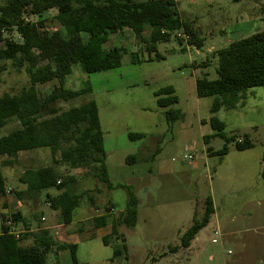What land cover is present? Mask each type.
<instances>
[{"label":"rangeland","instance_id":"374dc122","mask_svg":"<svg viewBox=\"0 0 264 264\" xmlns=\"http://www.w3.org/2000/svg\"><path fill=\"white\" fill-rule=\"evenodd\" d=\"M4 1L0 0V5ZM174 1L179 18L191 24L203 39L201 48H186L185 43L175 39V32L169 41L157 45L163 60L132 63V52L146 57L143 43L137 42L130 31L110 35L106 48L122 46L127 51L120 67L86 74L73 66L65 87L89 88L91 92L56 105L62 111L88 101L95 103L109 181L125 188L108 190L86 169L71 170L59 165V173L76 177L73 189L82 194L72 223L65 225L59 213L45 202L46 194L57 193L55 188L20 200L14 194L25 189L18 181L25 169L52 165L50 153H40L39 160L20 153L13 166H1L6 187H11V194L21 204L19 212L26 224L22 229L28 235L21 242L23 246L32 245L29 234L47 230L56 243L77 244L76 258L84 264H264V183L260 177L264 88L249 89L243 104L214 115L224 124L226 137L249 136L253 148L243 152L219 137L211 138L208 145L204 143L205 136L215 134L209 112L213 98H198L195 93L197 78H217L216 51L241 38L264 36V0ZM55 14L51 10L42 15L47 31L59 28L53 19ZM148 34L147 31L145 37ZM27 85L24 71L9 66L1 78L0 96L16 94ZM57 85L52 81L37 86V90L44 96ZM167 86L173 88L177 98L171 108L182 114L171 124L165 119V109L157 106L155 96ZM16 128L15 121L8 122L0 129V137ZM225 144L229 150L224 156L206 152L207 147L217 151ZM187 155L191 160L184 159ZM129 192L139 202L137 222L131 229L117 225V235L104 245L101 238L110 233L111 220L116 222L118 213L125 209ZM207 197L213 214L189 246L181 248L180 237L194 221H201ZM108 205L113 208L108 226L94 231L93 219L103 215ZM10 212L0 206V231L1 215ZM93 232L96 238L89 240ZM212 239L216 242L212 243ZM116 248H124L123 254L112 262ZM46 264H71L69 251L49 250Z\"/></svg>","mask_w":264,"mask_h":264},{"label":"trees","instance_id":"16d2710c","mask_svg":"<svg viewBox=\"0 0 264 264\" xmlns=\"http://www.w3.org/2000/svg\"><path fill=\"white\" fill-rule=\"evenodd\" d=\"M51 10L56 12L55 22L59 28L47 31L42 15ZM36 17L37 20L32 18ZM130 31L139 43H143L144 54H132L133 63L163 60L157 45L169 41L172 33L183 32L190 37L189 44L196 49L202 47L200 38L193 26L183 22L175 8L174 0H5L0 5V82L10 66L16 71H24L28 85L16 94L0 96V129L10 121L17 128L0 137V197L6 194L5 179L1 166H12L19 152H31L46 148L52 165L38 169H27L18 177L20 184L31 193H40L55 188L57 193L45 195V202L59 213L61 222H72L74 210L79 205L82 194H77L73 185L75 176L62 175L56 170L64 165L71 170L86 169L90 176L108 190L125 188L113 186L108 177L106 156L103 147V134L100 128L98 110L94 102L88 101L77 107L59 111L56 105L90 94V89L71 90L65 80L71 75L73 66L88 74L110 71L120 67L122 57L127 53L122 46L106 48L110 35ZM148 31V37L145 33ZM178 43L181 39L175 36ZM140 55V56H139ZM217 66L214 80L206 77L195 80V93L198 98L212 97L209 112L210 126L214 135L205 136L208 145L213 137L221 138L226 144L233 143L238 152L253 148L248 135L223 133L224 124L214 115L221 109L232 110L246 99L252 88H264V36L254 35L241 38L215 52ZM56 81L58 85L42 96L37 86ZM172 87L167 86L155 93L157 106L165 109L168 124L179 120L182 114L173 107L177 98ZM140 135H128L129 138ZM226 144L219 150L206 148L207 154L224 156L228 153ZM130 159V157H128ZM260 177L264 183V151ZM91 202L93 200L91 199ZM139 202L129 192L126 207L118 213L117 221L109 224L110 233L102 236L104 245L117 235V225L131 229L137 222ZM111 205L103 215L93 219L94 231L108 226ZM213 214L211 199L203 202V215L200 222L193 225L180 237V247L187 248L198 231L203 228ZM12 219L20 221L19 213L1 215L0 264H46V253L68 250L71 264H84L76 258V244L56 243L47 230L29 234L33 243L23 246L26 234L16 237L4 225ZM96 233L88 239L96 238ZM123 249L113 250L111 261L123 254Z\"/></svg>","mask_w":264,"mask_h":264},{"label":"crops","instance_id":"0c3cea01","mask_svg":"<svg viewBox=\"0 0 264 264\" xmlns=\"http://www.w3.org/2000/svg\"><path fill=\"white\" fill-rule=\"evenodd\" d=\"M125 32V31H124ZM123 32V33H124ZM116 35H118L119 36V34H116ZM137 52V51H136ZM133 53H135V52H132V53H130V56H131V62L133 63V57H132V54ZM43 152H45V154H46V156H47V154H49V151H48V149H46V148H42V149H38V150H35V151H31V152H19L18 154H20V153H28V154H31L30 156L32 157L33 155L34 156H37V157H35L36 159H38L39 160V156H40V153H43ZM17 154V155H18ZM17 157V156H16ZM44 157H42L41 159H43ZM6 159H8L7 157H3V158H1L0 157V161L1 160H6ZM16 161V160H15ZM14 164H15V162H14ZM13 164V165H14ZM12 165V166H13ZM48 166H50V165H44V166H40V167H37V168H29V169H38V168H43V167H48ZM8 167H11V166H8ZM25 170H27V169H25ZM24 170V171H25ZM21 172V171H20ZM2 174V173H1ZM6 185V184H5ZM24 186V185H23ZM6 188V194H5V196L4 197H1L2 198V201H1V203H0V206H1V208H3V209H8V210H11V212L9 213V214H12L13 212H16V213H19L20 214V216H21V219H20V221H18L17 223V225H18V231H19V234H18V236H20V234H25V232H26V230H24V229H22V228H24V226L26 225L25 224V221L23 220V217H22V214L19 212V210L21 209V204H20V202L19 201H16L15 199H14V196L11 194V192H12V190H11V187H5ZM24 188H25V186H24ZM9 191V193H7ZM41 193V192H40ZM40 193H31V192H28L27 190H26V188L25 189H23L22 191H19V192H14V194H15V196L18 198L17 200H20V199H22L24 196H29V195H33V194H40ZM46 205H48L47 203H46ZM260 205V203L258 202V206ZM75 211V210H74ZM120 212H122V211H120ZM9 214H7V215H5V216H8ZM73 216H74V213H73ZM41 220L43 221L44 220V218L42 217L41 218ZM73 220V219H72ZM72 223V222H71ZM70 223V224H71ZM69 225V224H68ZM26 227V226H25ZM21 228V229H20ZM77 245V244H76Z\"/></svg>","mask_w":264,"mask_h":264},{"label":"built area","instance_id":"2783aa9c","mask_svg":"<svg viewBox=\"0 0 264 264\" xmlns=\"http://www.w3.org/2000/svg\"><path fill=\"white\" fill-rule=\"evenodd\" d=\"M176 37L178 39H181L183 43H185V46L186 48H192L194 46L190 45L189 44V41H190V37L188 35H186L185 33L183 32H177L176 33ZM191 156L190 155H187V156H184V159H189L191 160ZM9 193V191L7 192ZM17 221H14L12 219H8L7 221H5L4 225L6 227L9 228V232L14 234L16 237H18V234H19V231L17 230L18 229V225H17ZM218 234V230H215L214 231V235H217ZM216 240L215 239H212V243H215Z\"/></svg>","mask_w":264,"mask_h":264}]
</instances>
